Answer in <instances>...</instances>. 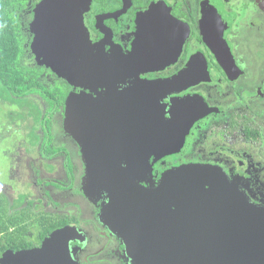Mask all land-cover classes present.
I'll return each mask as SVG.
<instances>
[{"label": "flooded vegetation", "instance_id": "af4514ba", "mask_svg": "<svg viewBox=\"0 0 264 264\" xmlns=\"http://www.w3.org/2000/svg\"><path fill=\"white\" fill-rule=\"evenodd\" d=\"M43 1L30 0L21 15L28 52L26 62L41 71L39 79L47 88L61 89L66 94L63 104L55 106L40 93L28 94L31 102L30 96L39 94L49 104L43 113L33 102L36 112L45 120L32 128L37 132L44 127L45 132L42 136L37 133L32 145H40L47 158L44 165L50 171L56 169L51 162L62 153L66 156L64 170L67 178H71L70 187H60L77 202L81 214L70 210L65 215L46 217L65 222L58 228L75 225L79 229L80 239L72 247L80 264L128 263L122 240L101 220L106 194L96 190L86 194L83 190V168L88 158L82 138L86 135L70 134L64 127L67 100L77 91L105 99L109 94L107 86L114 84L116 90L124 92L121 95L136 97L133 113L119 108L112 111V118L106 117V121H120L115 127L118 132L87 136L89 143L99 148L105 144L125 148L128 142H134L135 146L142 143L141 135L134 132L142 126L140 85L153 84L150 112L157 115L155 128L161 126L164 130L166 123L170 125L168 137L155 132L154 146L168 144L170 150L176 151L151 154V181L141 180L144 186L158 183L166 171L175 167L212 165L239 183L254 203L264 205V0H90L83 15L82 32L86 38L79 45L88 47L89 38L93 49L104 50L112 59L105 66L114 67L107 72L106 86H94L95 89L92 86L102 81H82L89 86L82 87L57 75L43 59L36 58L32 47L37 30L35 11ZM146 13L148 16L144 18ZM140 37L144 44L141 49L160 53L157 65L152 68H141L123 57L131 54ZM258 52H263V58H257ZM180 75L183 77L178 78ZM26 110L30 113V109ZM133 114L134 119L128 117ZM192 114L198 118L186 132L184 127ZM50 115L56 118L55 127L51 126L52 117L48 120ZM98 153L96 149L94 154ZM97 159L102 161L99 156ZM32 185L29 183L31 188ZM30 189L21 194L28 197ZM5 194L12 208H31L40 215V204L28 202L26 197L23 205L15 206L21 194L14 199ZM27 228L23 236L32 241L31 248L40 246L46 236L39 240L37 233L29 234L30 223Z\"/></svg>", "mask_w": 264, "mask_h": 264}, {"label": "water", "instance_id": "95a60500", "mask_svg": "<svg viewBox=\"0 0 264 264\" xmlns=\"http://www.w3.org/2000/svg\"><path fill=\"white\" fill-rule=\"evenodd\" d=\"M89 2L44 0L35 11L37 30L32 47L37 59H43L53 72L71 83L89 87L82 81L99 80L102 82L92 87L106 86L107 72L114 69L105 66L110 59L104 50L93 49L89 38L88 47L79 45L86 38L82 32L83 15ZM142 39H138L130 55L122 56L141 68H152L160 53L141 49ZM113 86H107L109 94L105 99L84 91L70 95L64 127L70 134L86 135L82 138L88 158L83 190L86 194L94 190L106 194L101 220L122 240L127 263L264 264V205L254 203L223 169L188 164L166 171L156 184L141 183L151 181V154L176 151L170 150L168 144L154 146L155 132L168 137L170 125L166 123L164 130L161 126L155 128L157 115L150 112L152 83L140 85L142 126L134 132L141 135L142 143L135 146L128 142L125 148L108 144L99 148L89 143L87 136L119 131L115 127L120 121H106V117H113L112 111L122 108L133 113L136 108L135 96H123L124 92ZM134 114L128 117L134 119ZM197 118L195 114L190 116L186 132ZM94 125L98 129H88ZM96 149L98 154H94ZM80 236L75 225L57 228L38 247L7 249L0 264H80L72 247Z\"/></svg>", "mask_w": 264, "mask_h": 264}, {"label": "rangeland", "instance_id": "374dc122", "mask_svg": "<svg viewBox=\"0 0 264 264\" xmlns=\"http://www.w3.org/2000/svg\"><path fill=\"white\" fill-rule=\"evenodd\" d=\"M256 56L260 59L263 58V52L256 53ZM30 98L40 106L43 113L47 111L49 104L41 95L34 94ZM55 119V116H52L51 126L53 127L56 126ZM36 121V118L32 117L20 105L0 101V200H9L5 193L11 199L18 198L19 194L27 192L28 188H31L29 183L31 185L33 183L27 201L41 205L40 215L46 214L57 217L56 214L65 215L67 212H71L70 210H75L73 213H80L77 202L68 198L62 191L70 187L71 181L70 177L67 178V172L64 170L67 161L65 154H60L59 159L51 162L53 163L51 165L56 169L50 171V168L44 165L45 159L47 163V158L42 153V149L40 150V145H32L37 138V133L42 136L45 132L44 127L42 129L39 127L37 132L32 128L44 124ZM43 171L54 174L47 175ZM83 172L85 173L84 177H86L85 166ZM62 184H66L67 187ZM81 191L82 187H80ZM7 209L11 210L10 213L12 214L21 211L23 208L11 209L10 204H7ZM46 209L49 210L46 211ZM40 229L42 228L40 226L38 229L37 222L30 223L29 234L32 236L38 234Z\"/></svg>", "mask_w": 264, "mask_h": 264}, {"label": "trees", "instance_id": "16d2710c", "mask_svg": "<svg viewBox=\"0 0 264 264\" xmlns=\"http://www.w3.org/2000/svg\"><path fill=\"white\" fill-rule=\"evenodd\" d=\"M29 1L0 0V101L30 109V115L36 118V122L41 123L45 119L36 112L37 107L28 100V94L40 93L51 106H55L63 104L66 93L61 89L47 88L39 79L41 71L26 62L28 52L21 15ZM51 117L52 115L48 120ZM26 197L27 195L21 194L15 206L23 205ZM7 204H10L9 200H0V258L7 249L20 250L33 246L32 241L23 236L28 232L29 223L37 222L41 226L39 240L65 223L51 220L46 214L40 216L31 208L11 214Z\"/></svg>", "mask_w": 264, "mask_h": 264}]
</instances>
